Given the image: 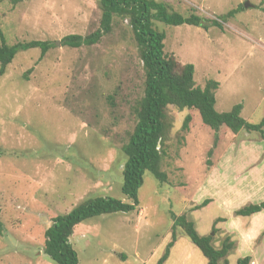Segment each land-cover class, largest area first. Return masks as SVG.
Returning a JSON list of instances; mask_svg holds the SVG:
<instances>
[{
	"label": "rangeland",
	"instance_id": "1",
	"mask_svg": "<svg viewBox=\"0 0 264 264\" xmlns=\"http://www.w3.org/2000/svg\"><path fill=\"white\" fill-rule=\"evenodd\" d=\"M157 1L183 16L218 20L207 29L154 25L165 32V53L193 64L196 85L218 82L217 111L241 104L242 117L258 123L264 116V0ZM239 5L244 8L223 17ZM100 16L98 0H0V30L8 44L54 43L40 59L39 47L17 51L0 76V264H55L43 253L44 230L54 216L89 196L128 201L121 192V146L135 123L133 106L144 82L128 19L114 16L111 32L95 44H57L64 35L94 31ZM167 114L166 181L146 172L133 211L75 225L69 240L79 264L156 263L171 239L170 212L186 213L200 235L213 232L215 247L233 231L229 264L247 255L250 264H264V224L258 227L264 214L234 215L244 204L264 200V139L256 131L222 128L208 154L214 133L196 111L170 105ZM186 115L191 119L184 131ZM204 199L210 202L194 209ZM216 217L225 221L214 223ZM255 225L259 232L252 236ZM164 264L206 259L178 229Z\"/></svg>",
	"mask_w": 264,
	"mask_h": 264
},
{
	"label": "trees",
	"instance_id": "2",
	"mask_svg": "<svg viewBox=\"0 0 264 264\" xmlns=\"http://www.w3.org/2000/svg\"><path fill=\"white\" fill-rule=\"evenodd\" d=\"M101 9L99 26L86 34L71 33L60 39L61 45L80 47L97 43L112 30L114 16L128 19L136 42L139 58L144 72L143 94L133 106L135 123L128 132L121 150L125 155L122 166L121 192L128 201L112 196H89L81 200L68 212L57 214L44 230L43 253L55 264H79L77 252L69 237L75 225L96 215L105 213L133 211L139 203L138 191L144 182V174L150 173L159 182H165L167 174L161 169V161L165 152V140L170 129L167 109L170 105L182 110L192 109L199 114L201 125L214 133L213 145L208 150L211 154L218 141V133L222 128L236 133L240 130L256 131L264 139V116L258 123L245 120L241 115V104H235L230 110L219 112L215 108V91L219 84L214 79H207L204 86L194 81L192 63H182L173 55L164 51L165 32L157 29L155 21L167 25L189 24L207 29L212 25H220L218 20H207L191 13L183 16L179 12L169 10L168 4L157 0H98ZM242 5L226 12L223 17H230L243 9ZM54 46L49 40H29L8 44L0 30V76L4 74L15 53L32 47L40 48V58ZM29 68L27 71H30ZM190 115H186L182 130H188ZM0 150V155H2ZM209 163V161H208ZM210 200L204 199L194 209L206 206ZM264 210V200L251 202L234 210V215L250 216ZM171 239L167 242L163 254L154 264H164L169 250L177 239V230L183 231L191 242L200 250L206 264H229L228 254L235 248L230 235H226L219 247L212 244L211 233L200 235L195 223L186 213H169ZM225 221L224 217H216L214 223ZM3 223L0 220V233ZM264 232V231H263ZM251 256L237 259L236 264H250Z\"/></svg>",
	"mask_w": 264,
	"mask_h": 264
},
{
	"label": "crops",
	"instance_id": "3",
	"mask_svg": "<svg viewBox=\"0 0 264 264\" xmlns=\"http://www.w3.org/2000/svg\"><path fill=\"white\" fill-rule=\"evenodd\" d=\"M257 214H258V215L264 214V210H262V211H260V212H258V213L253 214L252 217H257ZM258 224H260V225H258V227L261 226L260 228H262V225L264 224V220L258 222ZM256 227H257V225H255L254 227L250 228V229L253 230V231H252V232H253L252 236L256 235V233L259 232L258 230H255ZM250 229H249V230H250ZM232 232H233V231H230V232H229V234H230L231 236H233V235H232ZM246 232H247V231H246ZM250 232H251V231H250ZM252 262H253V261H252Z\"/></svg>",
	"mask_w": 264,
	"mask_h": 264
},
{
	"label": "water",
	"instance_id": "4",
	"mask_svg": "<svg viewBox=\"0 0 264 264\" xmlns=\"http://www.w3.org/2000/svg\"><path fill=\"white\" fill-rule=\"evenodd\" d=\"M250 4L248 3V2H246L245 4H244V6L246 7V6H249ZM57 44L59 45L60 44V41H57ZM211 233V235L213 234V232H210Z\"/></svg>",
	"mask_w": 264,
	"mask_h": 264
}]
</instances>
